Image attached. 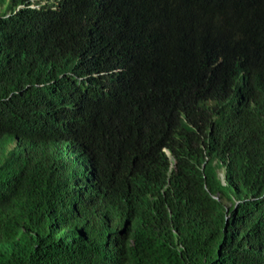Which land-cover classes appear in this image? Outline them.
<instances>
[{"label": "trees", "instance_id": "obj_1", "mask_svg": "<svg viewBox=\"0 0 264 264\" xmlns=\"http://www.w3.org/2000/svg\"><path fill=\"white\" fill-rule=\"evenodd\" d=\"M32 3L0 0V264H264V0Z\"/></svg>", "mask_w": 264, "mask_h": 264}, {"label": "clouds", "instance_id": "obj_2", "mask_svg": "<svg viewBox=\"0 0 264 264\" xmlns=\"http://www.w3.org/2000/svg\"><path fill=\"white\" fill-rule=\"evenodd\" d=\"M37 0H32V8H34V9H39L40 8V6H35V2H36ZM164 152L169 156V152L167 151V150H164Z\"/></svg>", "mask_w": 264, "mask_h": 264}, {"label": "rangeland", "instance_id": "obj_3", "mask_svg": "<svg viewBox=\"0 0 264 264\" xmlns=\"http://www.w3.org/2000/svg\"><path fill=\"white\" fill-rule=\"evenodd\" d=\"M38 198V197H37ZM39 199V198H38Z\"/></svg>", "mask_w": 264, "mask_h": 264}]
</instances>
